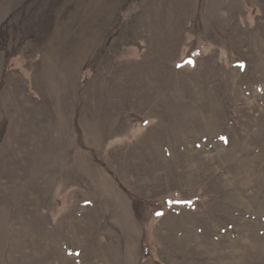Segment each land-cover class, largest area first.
Listing matches in <instances>:
<instances>
[{
  "label": "rangeland",
  "instance_id": "374dc122",
  "mask_svg": "<svg viewBox=\"0 0 264 264\" xmlns=\"http://www.w3.org/2000/svg\"><path fill=\"white\" fill-rule=\"evenodd\" d=\"M0 264H264V0H0Z\"/></svg>",
  "mask_w": 264,
  "mask_h": 264
}]
</instances>
